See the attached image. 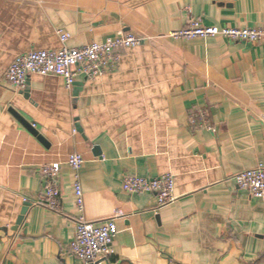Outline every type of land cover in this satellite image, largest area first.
I'll return each mask as SVG.
<instances>
[{
	"label": "crops",
	"instance_id": "crops-1",
	"mask_svg": "<svg viewBox=\"0 0 264 264\" xmlns=\"http://www.w3.org/2000/svg\"><path fill=\"white\" fill-rule=\"evenodd\" d=\"M192 20L264 29V0H0V264H83L69 253L80 216L116 220L114 254L96 264H264V199L233 181L264 162V44L171 37ZM58 31L70 48L145 41L72 90L55 76L11 86L14 58L59 49ZM72 154L85 158L83 212ZM54 162L58 210L45 205L40 176ZM169 173L168 207L123 190L127 176Z\"/></svg>",
	"mask_w": 264,
	"mask_h": 264
},
{
	"label": "built area",
	"instance_id": "built-area-1",
	"mask_svg": "<svg viewBox=\"0 0 264 264\" xmlns=\"http://www.w3.org/2000/svg\"><path fill=\"white\" fill-rule=\"evenodd\" d=\"M62 46L56 50L32 51L17 55L10 65L6 79L17 90L26 87L31 76H55L65 82L72 90L78 77L94 81L114 68L120 60V51L141 46L145 39L133 34L108 39L102 43H92L82 48H70L69 35L58 31ZM175 39H209L220 37L232 42L264 44V29L206 27L198 20H192L187 28L171 35ZM196 119L192 118L191 123ZM85 163L80 154H72L66 164L74 171V195L80 212L84 209V191L79 172ZM61 170L59 162L44 164L40 176L44 182L45 205L58 210L61 205ZM233 181L239 189L254 199H264V162L255 168L234 175ZM123 190L129 194H148L157 199L158 208L168 207L177 201L175 195V176L171 173L158 178L127 176L123 180ZM119 234L115 219L92 223L80 216L76 221L75 236L69 245V253L83 264H96L100 259L114 254L113 243Z\"/></svg>",
	"mask_w": 264,
	"mask_h": 264
},
{
	"label": "water",
	"instance_id": "water-1",
	"mask_svg": "<svg viewBox=\"0 0 264 264\" xmlns=\"http://www.w3.org/2000/svg\"><path fill=\"white\" fill-rule=\"evenodd\" d=\"M12 113L14 116L29 130L31 131L34 135H38L37 131L34 130L31 124H29L24 118H22L18 113H16L14 110H12ZM28 207V206H27ZM23 220V217L20 218V221ZM19 221V223H21Z\"/></svg>",
	"mask_w": 264,
	"mask_h": 264
}]
</instances>
